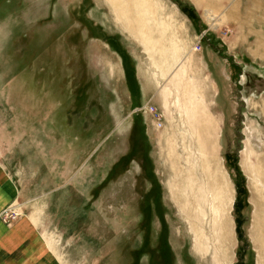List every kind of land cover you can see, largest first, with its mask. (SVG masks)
Returning a JSON list of instances; mask_svg holds the SVG:
<instances>
[{"label":"rangeland","instance_id":"1","mask_svg":"<svg viewBox=\"0 0 264 264\" xmlns=\"http://www.w3.org/2000/svg\"><path fill=\"white\" fill-rule=\"evenodd\" d=\"M108 1L0 0V162L21 190L0 220L39 218L61 264H217L209 210L194 253L190 172L225 198L218 256L264 264L245 153L264 158V0Z\"/></svg>","mask_w":264,"mask_h":264},{"label":"crops","instance_id":"2","mask_svg":"<svg viewBox=\"0 0 264 264\" xmlns=\"http://www.w3.org/2000/svg\"><path fill=\"white\" fill-rule=\"evenodd\" d=\"M149 71L142 67L139 69L135 67L133 70V79L136 83L134 85L142 101L147 97L145 86L147 77L150 75ZM123 76L126 77L124 70ZM145 101L143 106L146 103L150 104V98ZM138 104L140 102L136 104L132 112L138 108ZM144 121L146 132L153 122L149 116H146ZM4 166L0 162V214L6 208L16 205L21 197L19 184ZM34 219L39 220V218L22 215L10 225L0 220V264H61L59 257Z\"/></svg>","mask_w":264,"mask_h":264},{"label":"bare ground","instance_id":"3","mask_svg":"<svg viewBox=\"0 0 264 264\" xmlns=\"http://www.w3.org/2000/svg\"><path fill=\"white\" fill-rule=\"evenodd\" d=\"M109 3H112V2H109ZM113 4H114V2H113ZM110 7H111V5H110ZM135 7H136V5H135ZM135 7L132 9H135ZM138 7L140 8V6H138ZM136 10H137V8H136ZM112 11H114V9ZM120 12L122 15V10ZM144 15H145V13H144ZM148 15H151V13L149 12ZM117 19H119V16ZM151 31H150V33H151ZM152 37H155V36H153V34H152ZM149 38H151V37H149ZM155 39L153 42L159 40V39H157V40H155ZM158 42H160V41H158ZM162 44H163V42H162ZM205 87H206V85H205ZM189 106L192 107V105H189ZM245 153L249 157H251V156H252V158L254 157L253 158V160L255 162L254 164L258 165L262 168V171H258L256 173L255 177L260 178L259 182H260V185L263 187V191L260 190L259 192L256 193V195H257V197H259V199H253L254 203H255L254 206L256 207L255 215L258 214L257 218H256L255 225L259 231V234L261 235L260 239H259V245L262 247V245L264 244V241H263V238H264V158L262 157V155L261 156L255 155V154L252 155L253 151H252V149H250L249 145L246 146ZM260 157H262L261 160L257 161L258 158H260ZM208 172H210V174H211L213 171L210 168ZM188 174L189 175L187 177L185 176L186 180H184V181H186V185L183 188V191H184V195L186 196L185 208L187 209L188 214L191 218L188 221H189V224L191 226L193 237L195 238V241H194V251L195 252L194 253H196L197 255H200V256H202V255L205 256V253H208L210 251L209 240H210L211 236L209 234L210 232H208L207 228L205 227V222H206L205 219L208 215L207 211L209 210V213L212 214L211 232L216 237V242H217V246H213L214 251H215L214 255H215V258L217 259V264H225L226 262H228V255L223 254V255H221L222 257L218 256L220 254V251H222L221 247H223L221 245H220L221 247L219 246L218 241H220L222 239V237L224 236L223 235L224 234V232H223L224 228H222V222H223V206H222V204L225 200V198L223 197V193L221 191V188H219V183L215 179H213V185H212V183H210V187H209L210 197H209L208 196L209 191H207V188L206 187H204L203 189L200 188L198 178H196L195 175H193L190 172H188ZM210 178H211V176H210ZM205 184H206V182H204V185ZM210 188H212V189H210ZM206 195H207L208 199H207ZM228 203H229V198H228ZM219 226H220V230L218 229ZM217 236H218V238H217Z\"/></svg>","mask_w":264,"mask_h":264},{"label":"built area","instance_id":"4","mask_svg":"<svg viewBox=\"0 0 264 264\" xmlns=\"http://www.w3.org/2000/svg\"><path fill=\"white\" fill-rule=\"evenodd\" d=\"M145 113L147 112V113H154L155 114V110H154V108L152 107V106H146V107H143V109H142ZM136 112H141V109H136ZM7 211H8V209L6 210H3L2 212H1V214H0V218H4V214L5 213H7Z\"/></svg>","mask_w":264,"mask_h":264},{"label":"trees","instance_id":"5","mask_svg":"<svg viewBox=\"0 0 264 264\" xmlns=\"http://www.w3.org/2000/svg\"><path fill=\"white\" fill-rule=\"evenodd\" d=\"M188 10H191L190 8ZM190 15V14H189ZM135 114V113H134ZM135 117L137 116V114L134 115Z\"/></svg>","mask_w":264,"mask_h":264}]
</instances>
